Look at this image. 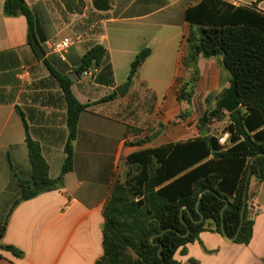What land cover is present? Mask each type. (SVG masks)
Instances as JSON below:
<instances>
[{"label":"crops","instance_id":"1","mask_svg":"<svg viewBox=\"0 0 264 264\" xmlns=\"http://www.w3.org/2000/svg\"><path fill=\"white\" fill-rule=\"evenodd\" d=\"M24 1L37 18L39 44L60 72L75 74L82 57L93 45L101 44L108 50L112 85L97 81L101 70H90L73 82L72 90L84 104L96 103L129 84L136 56L144 49L151 50L124 96L93 104L82 113L73 144L74 167L66 174L64 187L23 201L12 212L21 195V182L32 177L27 133L19 110L30 136L41 144L51 178H58L69 137L67 109L58 88L56 98L43 101L39 92H52L46 88L30 91L22 102L18 98L0 104V223L7 222L3 244L24 253L23 257H15L11 252L1 251L4 258L0 264H96L104 254V209L116 182L125 181L129 157L145 149L197 138L200 116L216 108L219 99L226 96L233 76L224 69L221 58L201 57V78L191 105L178 101L181 83L190 78L184 65L187 38L192 30L186 12L204 0H110L108 11H98L93 0H85L84 13L76 14L78 18L74 16L70 22L62 19L66 13L70 14L60 0ZM220 1L253 9L258 0ZM5 2L0 0V53L14 51L22 61L20 52L31 49L28 22L24 16H6ZM256 10L264 13V1ZM64 34L76 43L62 59L51 47L70 39L62 38ZM18 69L10 71L5 90L12 85ZM138 95L153 97L143 111L153 113L150 124L156 127L158 135L143 146H131L127 143L135 137L127 138V129H141V123L130 117L127 100ZM183 112L187 114L181 117ZM227 124L228 119L217 122L218 130L211 131L212 135L218 136L219 132L225 135L224 142L221 141L225 148L232 146L229 134L220 129ZM247 203L249 217L254 221L253 238L248 245L237 244L216 231H204L199 240L186 246L185 252L177 251L175 258L180 264H264V182L259 183L255 177L251 178Z\"/></svg>","mask_w":264,"mask_h":264},{"label":"trees","instance_id":"2","mask_svg":"<svg viewBox=\"0 0 264 264\" xmlns=\"http://www.w3.org/2000/svg\"><path fill=\"white\" fill-rule=\"evenodd\" d=\"M70 14H83L85 0H60ZM235 7L220 0H204L186 12L191 25L187 38L188 50L184 65L190 78L181 83L177 96L181 104L191 105L201 78L199 59L221 58L222 65L237 77L240 108L229 114L219 107L206 110L199 118L200 135L186 143L145 149L129 157L125 181H118L104 209L103 256L96 264H180L175 258L179 249L199 240L204 231H216L233 238L241 225V213L248 176L251 171L259 183L264 182V13L257 6ZM98 11H108L110 0H93ZM4 13L8 17L24 16L28 22V44L38 62L49 72V79L60 89L67 109L69 137L65 146L66 159L58 178H51L50 166L41 144L26 129V144L32 166V177L21 182V195L12 207L23 201L61 189L65 176L74 167V141L77 139L80 117L93 104L118 98L114 92L96 103L84 104L75 96L70 76L60 72L46 57L37 55L33 40L38 39V21L24 0H6ZM151 50L141 51L131 65L128 77L132 84ZM21 60L14 51L0 53V104L9 103L5 83L10 71L19 68ZM90 70H101L100 83H114L108 50L101 44L90 47L76 69L82 76ZM107 75V79L105 76ZM8 79V80H6ZM210 103L207 99V104ZM187 113H182L184 117ZM228 119L225 132L232 146L225 148L210 125ZM163 128V125H159ZM155 129V127H151ZM156 130V129H155ZM129 127L127 138L131 146L151 142L158 132ZM210 133L203 135L204 131ZM152 131L154 134L151 135ZM249 193L247 196V202ZM226 207V208H225ZM225 208V210H224ZM224 210V211H223ZM223 212V214H222ZM203 218V220H202ZM254 221L246 205L243 226L235 243L248 245L253 238ZM7 222L0 223L1 251L15 257L24 253L3 244Z\"/></svg>","mask_w":264,"mask_h":264},{"label":"rangeland","instance_id":"3","mask_svg":"<svg viewBox=\"0 0 264 264\" xmlns=\"http://www.w3.org/2000/svg\"><path fill=\"white\" fill-rule=\"evenodd\" d=\"M70 14V13H69ZM73 15V16H72ZM76 14L68 15L66 13V17L62 16L66 22H70L71 18H73ZM75 18H78L75 16ZM70 19V20H69ZM63 37L71 38L70 35L64 34ZM76 42H74L75 44ZM73 44V45H74ZM20 57L22 58L21 66L19 69L14 73V77L12 78V85L7 86L6 88V97L8 99L17 100L22 102L24 98H27L30 91L32 90H39V89H50L52 92H48L52 96H49L47 92H39L42 95L40 98H43V101L47 100L48 98L51 99L57 97V87L52 84L49 79V74L44 67L43 64L37 61L34 54L32 53L31 49L29 48L26 51L20 52ZM153 97L147 95L145 98H141V96H136L132 99L127 100L129 105L127 106V110L130 111V117H134L136 123H141V130H155L151 129L153 124H150L152 120L153 113H145L143 111V106L148 103V101H152ZM141 111V112H140ZM152 114V115H151ZM220 129H225V125L221 126ZM159 128V127H158ZM156 131V130H155ZM154 134L152 131L151 135ZM224 134H222V138Z\"/></svg>","mask_w":264,"mask_h":264},{"label":"water","instance_id":"4","mask_svg":"<svg viewBox=\"0 0 264 264\" xmlns=\"http://www.w3.org/2000/svg\"><path fill=\"white\" fill-rule=\"evenodd\" d=\"M33 46L34 49L37 53V55L39 56L40 60H44L46 58V53L43 50V48L41 47V45L39 44V42H37L36 39L33 40ZM80 73L76 72L73 75H70V79L72 82H76L77 81V77H79ZM129 84H125L124 86L118 88L117 93L119 96H124L126 89L128 88ZM239 91H238V84H237V77L233 76L232 82H231V86L230 88L227 90L226 92V96L220 101V105L219 107L223 110H225L227 113L231 114L233 112H235L236 110H238L240 108V103H239ZM209 134L208 130L204 131V135ZM251 171L250 174L248 176V180L251 181ZM249 187L250 184H247L246 190H245V194H244V205H243V209H242V213H241V225L239 228V231L237 233V235L233 238H230L226 235L225 231H224V224H223V234L225 235V237L229 240L235 241L238 237V234L243 226V222H244V214H245V209H246V205H247V196L249 193ZM226 208V207H225ZM224 208V210H225ZM223 210V211H224ZM223 214V212H222ZM203 220V218H202Z\"/></svg>","mask_w":264,"mask_h":264},{"label":"built area","instance_id":"5","mask_svg":"<svg viewBox=\"0 0 264 264\" xmlns=\"http://www.w3.org/2000/svg\"><path fill=\"white\" fill-rule=\"evenodd\" d=\"M73 44V40L71 39H64L60 42L54 43L51 47V49L56 52L59 53L62 59H65V55L68 51V49L72 46ZM210 130L211 131H217L218 130V126H217V122H214L210 125ZM220 140L222 142H224V137L222 138V133L219 132L218 134ZM225 136V135H223Z\"/></svg>","mask_w":264,"mask_h":264}]
</instances>
